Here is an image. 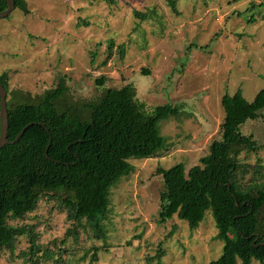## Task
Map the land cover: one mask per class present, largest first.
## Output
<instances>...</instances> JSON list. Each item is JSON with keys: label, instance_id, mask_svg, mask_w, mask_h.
<instances>
[{"label": "rangeland", "instance_id": "obj_1", "mask_svg": "<svg viewBox=\"0 0 264 264\" xmlns=\"http://www.w3.org/2000/svg\"><path fill=\"white\" fill-rule=\"evenodd\" d=\"M174 1L175 11L167 0H26L28 14L15 8L0 18V73H9V89L35 97L64 78L72 100L83 102L131 84L146 112L164 103L180 110L158 121L164 143L156 155L131 158L133 172L110 188L102 236L84 219L73 224L47 197L23 217H8L34 227L39 264H89L94 248L97 264H208L221 255L210 209L196 229L175 215L157 222L163 181L156 170L198 164L220 137L222 95L239 90L252 101L264 89V5L250 7L264 0ZM241 131L261 147L241 152L240 161L264 166V108ZM28 246L19 236L12 251L0 249V264H29Z\"/></svg>", "mask_w": 264, "mask_h": 264}, {"label": "trees", "instance_id": "obj_2", "mask_svg": "<svg viewBox=\"0 0 264 264\" xmlns=\"http://www.w3.org/2000/svg\"><path fill=\"white\" fill-rule=\"evenodd\" d=\"M167 2L175 11V1ZM14 3L23 14L29 13L26 0ZM250 4L263 6L264 1ZM6 5V0H0V11ZM134 14L140 19L148 17L138 11ZM0 83L9 94L8 139L13 140L33 123L17 142L0 148V249L12 251L16 239L27 235L29 246L24 255L29 264H39L41 247L34 227L13 226L8 217H23L47 197L65 210L73 224L84 219L100 232L97 236H102L110 188L133 172L131 158L156 155L164 143L158 121L176 116L180 110L175 104L164 103L146 112L131 84L104 88L96 99L78 102L72 100L64 78L35 97L9 89L7 71L0 73ZM220 103L224 112L220 137L210 142L198 164L187 170L182 163L157 168L163 181L157 222L165 223L175 215L196 229L210 209L223 248L208 264H236L238 259L241 264H251L252 259L263 264L264 166L259 160L242 162L239 155L261 147L253 134L241 131V126L264 108V89L252 101L237 90L222 95ZM175 229L174 225L169 234ZM75 230L74 226L73 234ZM96 249L89 264L98 262ZM162 254L159 249L155 258Z\"/></svg>", "mask_w": 264, "mask_h": 264}, {"label": "water", "instance_id": "obj_3", "mask_svg": "<svg viewBox=\"0 0 264 264\" xmlns=\"http://www.w3.org/2000/svg\"><path fill=\"white\" fill-rule=\"evenodd\" d=\"M6 8L0 11V18L6 17L10 12L15 9L14 0H6ZM7 91L4 86L0 83V148L6 144H12L17 142L20 137L23 135L24 131L31 126L33 123L27 124L21 131L16 135L13 140L8 139V116H7V104H6ZM42 125V123H39ZM47 130V128H46ZM46 148V154H47ZM264 264V259L263 262Z\"/></svg>", "mask_w": 264, "mask_h": 264}]
</instances>
